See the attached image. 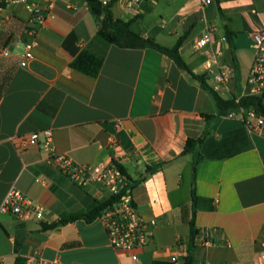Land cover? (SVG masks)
I'll use <instances>...</instances> for the list:
<instances>
[{"label": "crops", "instance_id": "obj_1", "mask_svg": "<svg viewBox=\"0 0 264 264\" xmlns=\"http://www.w3.org/2000/svg\"><path fill=\"white\" fill-rule=\"evenodd\" d=\"M52 1V16L39 28L34 58L24 67L31 13L21 3L0 10V205L14 187L44 210L41 221L0 213V264H26L35 254L58 264H184L172 259L180 249L191 252L193 264H264V132L222 117L213 95L165 54L107 42L86 0ZM110 10L167 48L185 35L179 52L194 75H204L206 51H220L235 76L218 94L224 100L249 95L252 34L264 33V0L145 1L136 14L115 0ZM209 30L212 44L197 49ZM77 60L82 69L72 66ZM99 61L95 75L83 69ZM43 129L53 130L55 152L75 163L123 168L139 213L157 219L153 241L137 260L111 246L100 218L85 220L108 198L105 189L75 184L48 163L41 146L19 150L18 136ZM236 131L245 142L229 156L240 142L219 144ZM203 135L205 141L183 155L187 140ZM199 155L204 158L195 169ZM193 190L197 234L209 229L215 237L208 246L191 244ZM72 214L83 216L61 221Z\"/></svg>", "mask_w": 264, "mask_h": 264}, {"label": "built area", "instance_id": "obj_2", "mask_svg": "<svg viewBox=\"0 0 264 264\" xmlns=\"http://www.w3.org/2000/svg\"><path fill=\"white\" fill-rule=\"evenodd\" d=\"M127 11L138 13L143 2L156 0H122ZM203 6L210 5L213 0H200ZM10 3H21L31 13V29L28 31L29 39L23 41L24 54L21 66L34 58V49L37 46L36 36L39 28L48 17L52 16L54 3L52 0H0V10ZM103 5L108 2L103 1ZM225 38H223L224 40ZM255 55L248 76L249 95H264V33L256 31L252 34ZM212 44V30H209L196 42L197 49L201 50ZM204 62V75L212 80V89L219 93L235 76V69L220 60L221 52L209 49ZM8 55V53H5ZM237 102L239 100H236ZM226 118H239L243 127L248 132H264V116L256 113L252 108L233 110L223 115ZM19 150L24 151L32 146H41L47 152L46 160L58 171L66 175L78 186L96 183L108 192V198L114 197L101 212L100 218L104 224L111 246L117 250H124L131 254L132 260H137L139 253L146 249L153 241V230L157 219H144L131 196V184L121 166L116 162L108 164H78L66 155L58 154L53 146V130L43 129L29 135L17 137ZM0 213L12 215L17 220L41 221L44 218L43 208L29 199L20 190L12 187L0 205ZM214 234L205 229L194 239L193 245L208 246L214 243ZM181 242H178L180 248ZM185 251L180 249V254L172 259L184 260ZM26 264H58L39 257L37 254L27 258Z\"/></svg>", "mask_w": 264, "mask_h": 264}, {"label": "trees", "instance_id": "obj_3", "mask_svg": "<svg viewBox=\"0 0 264 264\" xmlns=\"http://www.w3.org/2000/svg\"><path fill=\"white\" fill-rule=\"evenodd\" d=\"M86 1L93 15L97 17V19L99 20V25H100L99 31H98L99 36H101L107 42L114 44L121 48H141V49L151 48L162 54H165L170 59H172L173 62L180 69L188 72L203 90L209 91L213 95L216 101V104L221 112V116L227 114L230 111L238 110L239 108H243V109L252 108L256 113L264 116V95H256V96L247 95V96L241 97L238 102L235 99L224 100L223 98L220 97L218 93H216L211 87H209V85L207 84L205 75H194L188 69L184 59L182 58L179 52V48L185 39V35L178 40L177 44L174 47L172 48L164 47L160 45L159 43H157L154 39L145 38L142 35L137 34L134 31H132L130 27L131 26L130 22H126L124 20L115 18L110 10L112 2H114L115 0H112L107 5H103V3L100 2L99 0H86ZM227 36L228 37L231 36V33L230 31H228V29H227ZM79 62L80 60L75 61L72 64V66L82 69ZM100 64L101 62L99 61L98 63L94 65V67L90 69L88 68L87 69L83 68V69L87 71L88 73H90L91 75H95L98 72ZM205 136L203 135L202 137L198 139H188L185 144L184 150H183V155L194 152L197 149V147L200 146L205 141ZM234 141H236V143L239 141L240 143L239 145H236L235 147L230 148L228 155L232 156L240 152V150L243 147L242 145H244V142H245L244 137L242 136L240 131H236L234 133L228 134L224 139H222V141L219 144L220 145L219 147L226 148L229 145H231ZM216 157L221 158L218 155L212 156V158H216ZM203 158L204 157L202 155L197 156V158L194 161L195 169L198 163ZM149 169L154 170L156 169V167L155 168L149 167ZM114 199L115 198L112 197V198L105 199L103 201L98 202L97 205L90 212L86 214L85 220L87 222H91L92 220L98 218L102 210L107 205H109L111 201ZM196 199L197 197H196L195 191L193 190L192 192L193 218L191 221V244L192 245L198 233V230L195 227ZM82 216L83 215H79V214L63 215L61 218V221L71 222ZM183 262L184 264L194 263L193 256L190 251L187 253L186 257H184Z\"/></svg>", "mask_w": 264, "mask_h": 264}]
</instances>
